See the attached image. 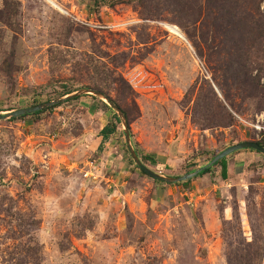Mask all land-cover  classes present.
Instances as JSON below:
<instances>
[{"label": "rangeland", "instance_id": "374dc122", "mask_svg": "<svg viewBox=\"0 0 264 264\" xmlns=\"http://www.w3.org/2000/svg\"><path fill=\"white\" fill-rule=\"evenodd\" d=\"M8 2L1 114L58 100L64 84L97 91V66L155 173L181 177L264 143V96L246 98L264 89V0ZM208 87L232 125L203 102ZM90 96L0 121V264H264L263 154L228 156L225 178L214 165L158 183L129 156L121 122L102 140L115 113Z\"/></svg>", "mask_w": 264, "mask_h": 264}, {"label": "water", "instance_id": "95a60500", "mask_svg": "<svg viewBox=\"0 0 264 264\" xmlns=\"http://www.w3.org/2000/svg\"><path fill=\"white\" fill-rule=\"evenodd\" d=\"M84 95H92V96L100 99L101 101H104L108 105V107L113 110V112L115 113V115H117V117L119 118L120 122L123 125L125 141H126V144L128 146V150H129V156L134 161L135 165L142 172H144L148 177H150L151 179H153L155 181H159V182H162L165 184H180V183L190 181L192 179L197 178L201 173L209 170L211 167H213L214 165H216L218 162L222 161L223 159L227 158L228 156H230V155H232L238 151H242V150H254V151L259 152L260 154L264 155V147L258 145L257 143H254V142H242V143H239L237 145H234V146H231V147L225 149L223 152L219 153L215 158H213V160L209 164H207L206 166H204L202 168H198V169L194 170L193 172L185 174L184 176L168 177V176L160 175V174L155 173V172L151 171L150 169H148L142 163L140 158L138 157L136 150L133 148V146L131 144L129 126H128V123L126 121V116L124 115L122 110L118 106H116L108 97H106L103 94H101L100 92L94 91V90L82 89L78 92L64 96L58 100L47 102L45 104L37 105V106L26 108V109H20L17 111L9 112L7 114H1L0 113V121H5L8 119H15V118L23 117V116L33 115V114L45 111L48 108L55 107L61 103L76 99V98H78L80 96H84Z\"/></svg>", "mask_w": 264, "mask_h": 264}, {"label": "trees", "instance_id": "16d2710c", "mask_svg": "<svg viewBox=\"0 0 264 264\" xmlns=\"http://www.w3.org/2000/svg\"><path fill=\"white\" fill-rule=\"evenodd\" d=\"M92 1H94V3L99 7L100 4L105 3V1H107V0H92ZM9 8H11V3L8 2V0H5L4 9H3L4 11L3 10L0 11V14H3L5 12L9 11ZM0 20H2V17H0ZM92 70L94 71L93 74L90 72ZM87 73H88V75H92V76H90V79H91L90 81H92V80H96L97 81V84H95L93 86H88V87H91V88H94L97 91L103 92L106 95V97L110 98V92L113 91L112 90L113 89L112 88V83H106V81H108V78L106 77V75L103 72V70L101 68L97 67V66H93L92 68L91 67L87 68ZM116 84L118 86V89H114V91L117 93V95H122V96L126 97V95H128V93H129V91L131 89L130 86L128 85V83L123 81L122 79L121 80L119 79V81L116 82ZM62 88H63L64 92L60 96H67V95H70V94L73 93V91H71V88H69L65 84L62 85ZM259 89H261L259 84L257 86H254L253 89L250 92H248V95H246V98L249 99V100H251V99L259 100V98L261 96H264V89H261V92H259ZM90 97H92V99H96L97 100L96 97H93V96H90ZM202 99H204L203 100L204 103H206L208 105H211V110L213 111L214 116L218 115L221 118H225V119L229 120V125H232V123H233L232 117L229 116V114L226 112V110L224 109L222 104L219 102V99L217 98V96H216V94H215V92H214L212 87H208L207 88V96L202 98ZM99 102H101L102 105L107 108V105L103 101L99 100ZM112 102L122 110V112L124 113V115L126 117H128L127 111L123 110V108L119 104V101L112 100ZM55 108H56V106L52 107V108H49V109H47L45 111L36 113L34 115L39 116V115H41L43 113H46L49 110H53ZM259 108L260 107H258V109ZM222 111L224 112L223 116L221 115ZM112 120L113 121L108 123V125H106L101 130V132L99 134V136L102 138L103 141L108 140L112 135H114L117 132V124H119L120 120L117 117V115H115V114H113ZM252 142H254V141H252ZM254 143H257L258 145L264 147V143L263 142H254ZM250 151L256 152L254 150H250ZM256 153L260 154L259 152H256ZM149 159H151L150 156H145V157L142 158V160L144 162L148 161ZM216 165L217 166L218 165L221 166L222 175L225 178L226 175H227L226 158L223 159L222 161L218 162ZM141 173H143L145 175L144 172L141 171ZM208 173H210V170H207V171L201 173L197 178L202 177V176H204V175H206ZM156 182L163 184L162 182H159V181H156ZM188 182H190V181H187L185 183H188Z\"/></svg>", "mask_w": 264, "mask_h": 264}, {"label": "bare ground", "instance_id": "6f19581e", "mask_svg": "<svg viewBox=\"0 0 264 264\" xmlns=\"http://www.w3.org/2000/svg\"><path fill=\"white\" fill-rule=\"evenodd\" d=\"M167 29H168V28H167ZM169 30H170V32H171L172 34L178 36L179 38H183V36L180 34V32H179L177 29L172 28V27H169Z\"/></svg>", "mask_w": 264, "mask_h": 264}]
</instances>
